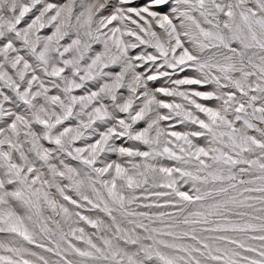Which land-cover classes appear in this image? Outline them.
Wrapping results in <instances>:
<instances>
[{
  "label": "snow or ice",
  "instance_id": "6c2138e0",
  "mask_svg": "<svg viewBox=\"0 0 264 264\" xmlns=\"http://www.w3.org/2000/svg\"><path fill=\"white\" fill-rule=\"evenodd\" d=\"M0 264H264V0H0Z\"/></svg>",
  "mask_w": 264,
  "mask_h": 264
}]
</instances>
